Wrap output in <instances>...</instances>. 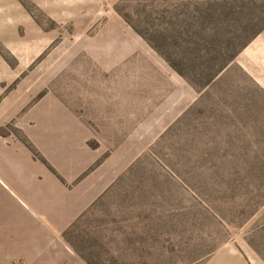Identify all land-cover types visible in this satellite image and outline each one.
I'll list each match as a JSON object with an SVG mask.
<instances>
[{
	"label": "rangeland",
	"instance_id": "rangeland-1",
	"mask_svg": "<svg viewBox=\"0 0 264 264\" xmlns=\"http://www.w3.org/2000/svg\"><path fill=\"white\" fill-rule=\"evenodd\" d=\"M0 264H264V0H0Z\"/></svg>",
	"mask_w": 264,
	"mask_h": 264
}]
</instances>
